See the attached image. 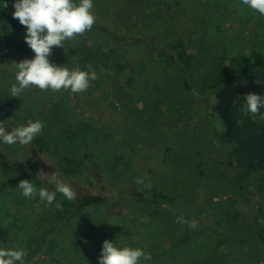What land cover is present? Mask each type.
Here are the masks:
<instances>
[{
    "label": "trees",
    "instance_id": "1",
    "mask_svg": "<svg viewBox=\"0 0 264 264\" xmlns=\"http://www.w3.org/2000/svg\"><path fill=\"white\" fill-rule=\"evenodd\" d=\"M219 1L94 0L92 29L67 41L65 48L54 47L49 57L57 65L97 74L87 91L72 93L74 104L65 97L70 91L35 87L28 98L31 107H38L35 118L22 113L9 85L0 86V124L9 130L42 118V110L55 105L61 109L54 131L61 133L72 121L68 116L78 96L93 91L105 109L122 115L115 131L103 130L93 137L95 145H86V157L39 135L30 145H3L25 155L0 164V247L26 248L27 264H98L104 240L135 235L128 232L135 229L153 249L147 264H180L178 252L182 264H264V112L242 111L247 94H264L263 68L254 66L261 57H233L226 74L213 78L210 65L198 73L197 58L209 49L198 37L217 30L222 17L219 10L211 16L210 8H202ZM12 3L6 0L0 9V51L31 59L25 26L13 19ZM206 16L216 22L212 32ZM190 25L193 29L182 34ZM95 111L97 118L102 116L100 109ZM48 123L47 118L46 126L53 125ZM99 145L107 151V173L95 153ZM208 147L215 153L213 163L210 156L202 159ZM44 156L61 179L86 185L90 192L80 201L58 193L59 208L56 201L41 202L39 207L54 213L41 214L36 226L22 206L39 199L21 198L16 185L28 179L38 188L54 189L40 177ZM159 162L167 170L161 172ZM146 168L148 176L136 177ZM101 188L112 195L95 193ZM159 225L170 241L155 230ZM125 246L144 247L137 242Z\"/></svg>",
    "mask_w": 264,
    "mask_h": 264
},
{
    "label": "clouds",
    "instance_id": "2",
    "mask_svg": "<svg viewBox=\"0 0 264 264\" xmlns=\"http://www.w3.org/2000/svg\"><path fill=\"white\" fill-rule=\"evenodd\" d=\"M240 3L264 16V0H240ZM6 7V0H0V9ZM13 19L25 26L24 41L33 51L31 59L15 62V82L9 88L12 97H21L24 90L35 86L40 90L71 93L85 92L92 81L97 80L94 71L79 68L69 69L49 60L54 47L65 48V43L90 31L96 21L92 11L94 0H13ZM264 94L246 95L242 111L253 116L262 113ZM44 125L40 120H29L9 130L0 124V145L26 146L42 132ZM54 189L37 187L32 181L22 179L16 185L20 194L26 198H38L47 205L56 201L61 194L68 201L76 199V192L70 184L53 177ZM144 181L137 179L136 183ZM59 208L60 204L57 203ZM178 222L184 223L183 218ZM195 226L194 224L192 225ZM28 250L23 247H0V264H27ZM151 253L140 247L125 246L117 240H104L98 257V264H147Z\"/></svg>",
    "mask_w": 264,
    "mask_h": 264
},
{
    "label": "rangeland",
    "instance_id": "3",
    "mask_svg": "<svg viewBox=\"0 0 264 264\" xmlns=\"http://www.w3.org/2000/svg\"><path fill=\"white\" fill-rule=\"evenodd\" d=\"M210 8V15L215 16L217 10L220 11L221 18L218 19V27L217 30L212 32V28H215V21L210 22L213 20V18H210L209 16H206L207 22L211 23L207 28L210 29V35L203 37L202 35L198 37V40H200L199 43H201V46L206 45L208 50H205L203 52H206L205 54H201L200 57L197 58V63L200 68L199 74L205 73L208 69L209 65L212 68H215V72L213 71V74L211 78L214 76H217L220 72L225 73V68L230 67L229 62L230 59L235 58H244L248 57L249 55L251 57H255V53H258L261 57L260 61L258 63L255 61L254 66H260L263 68L264 71V16H260L258 13L254 12L251 9H248L246 6L242 5L240 3V0H220L219 4L216 6H212V4H204L203 8ZM196 8H199V4H196ZM202 11V10H201ZM200 11V12H201ZM204 13V11H202ZM201 18H204L203 14H201ZM185 25H182L184 27ZM191 26V25H190ZM211 26V27H210ZM189 29H193V26L182 29V34L184 32H188ZM201 29V28H199ZM201 34V33H200ZM199 36V34H198ZM92 40V37H90ZM141 47V46H139ZM21 61L20 58L17 56H13L10 53H3L0 51V86L9 85L8 88H10L11 84L15 82L14 75H15V62ZM219 63V64H218ZM1 69H5L6 73H2ZM230 69V68H229ZM244 72V71H242ZM156 76V75H155ZM162 77L161 73L157 76V79H160ZM152 79V78H151ZM35 86L29 87L24 90V93L21 95V97H16L17 101H19L22 104L21 111L22 113L27 116L35 117L36 114H33V110L36 112L38 111V107L35 108L31 107L28 103L32 102L33 100L28 99L31 90H33ZM150 90H148L149 93ZM43 92H36L37 96L42 95ZM76 94V93H75ZM50 95V94H49ZM100 94L97 92H92L91 95H85L84 93L80 94L78 96L77 104L75 109L71 110V115L68 116L72 121L66 126L65 129H61V133H58V131H54L56 112H59L61 108H58V106L53 105L52 108L43 109L44 111L42 118L40 119H33L40 120L44 127L42 129V132L39 134L43 139L50 141L52 144H56L61 148H64L67 151H74L76 150L79 152V154H82V156L86 157L87 151H86V145L89 146L91 144L95 145L93 143V137H97L98 133L106 131L109 129V131H115L117 126L121 125V118L122 115L117 114L113 110H107L105 107L99 102ZM151 100L152 93L150 95H147ZM65 97L67 98L68 102L71 104L75 103L74 95L72 93H65ZM44 100V99H42ZM93 101V103H92ZM52 102V101H51ZM152 103V102H151ZM153 103L148 106V108H151ZM48 107V106H47ZM147 108V110H148ZM100 109V112L102 116L98 117L95 116V110ZM153 109V108H152ZM26 110V112H25ZM47 113V114H46ZM48 115V116H47ZM44 116V117H43ZM83 117V118H81ZM47 118L51 123H48V125L53 124L50 127L52 128V131L50 130V127L46 126ZM8 123L10 125H14L12 120H9ZM15 126V125H14ZM116 126V127H115ZM108 131V132H109ZM106 132H104V135H107ZM107 132V133H108ZM110 134V133H109ZM84 141H83V140ZM105 139V138H104ZM99 144V143H98ZM97 144V145H98ZM7 146V145H6ZM8 148V147H7ZM3 147V145H0V164L1 163H15L16 159L22 158L25 155V152H21L19 150L10 151ZM213 148L208 147L205 151L202 153V159L207 158L210 156V160L212 162V158H215V153L213 152ZM96 155L100 156L101 159V166L103 170L107 173L108 171V157H107V151L105 150L103 145H99L95 149ZM41 161V171H40V177L47 180L49 184H53L52 178L56 177L63 181L64 183L70 184L73 188V190L76 192V200L80 201L82 199V196L89 193L90 191L86 187V185L78 186L73 181H64L60 178L58 175V172L54 168V166L50 163L47 157H42ZM97 158V157H96ZM138 161L134 163V166L138 165ZM213 163V162H212ZM164 165L162 162H159L158 169L161 172H164V170H167V167L163 168ZM134 170V169H133ZM139 174L136 175V177L139 176H148L149 169L146 168L144 172L138 171ZM157 174L158 170H156ZM134 175V173H132ZM99 178V177H97ZM135 178V177H134ZM160 178V177H159ZM168 178V177H167ZM145 179H148L145 177ZM149 180V179H148ZM17 189L15 188V191ZM95 192V191H92ZM109 194V196L112 195V190H104L101 188V190H97L95 193L103 194ZM93 194V193H92ZM103 194V195H104ZM23 196H21L22 198ZM26 199V198H25ZM28 200V199H26ZM41 201H37L34 203H31L27 201L25 203V207L22 206L23 214L32 213L33 219L35 221V225H40V216L41 214H49L53 215L54 209L51 208V210H44L42 207H39V204ZM43 203V202H42ZM57 204L54 203V205ZM43 205V204H42ZM121 206V205H120ZM10 207V206H9ZM114 209L118 208V205L113 206ZM46 209V208H45ZM245 211H247L245 209ZM156 231H160L163 233H166L161 225H159V229H156ZM132 234H126L125 237L119 236H113L110 240H117L123 245L127 244H133L139 243L142 244L144 247L142 248L144 251L151 253V250L153 252V249L149 248V246L145 244V241L141 237V235H137L140 233H136V230L128 231ZM163 237L165 236V240H169L167 233L162 234ZM157 242L160 240L157 236ZM151 241V240H150ZM151 243V242H150ZM152 244V243H151ZM150 244V246H151ZM148 247V249H147ZM177 252V251H175ZM181 253H177V259L175 260L176 263L180 262L182 264V260L180 259Z\"/></svg>",
    "mask_w": 264,
    "mask_h": 264
}]
</instances>
